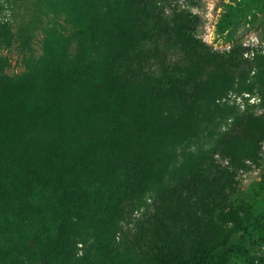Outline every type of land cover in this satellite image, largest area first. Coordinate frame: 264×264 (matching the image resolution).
<instances>
[{
	"label": "trees",
	"instance_id": "obj_1",
	"mask_svg": "<svg viewBox=\"0 0 264 264\" xmlns=\"http://www.w3.org/2000/svg\"><path fill=\"white\" fill-rule=\"evenodd\" d=\"M161 1L0 0V41L8 4H32L45 35L22 74L0 67V264H264V198L235 199L264 113L227 103L244 85L264 107V56L246 84L249 48L214 50L197 14ZM222 120L211 150L182 151ZM151 193L120 243L127 206Z\"/></svg>",
	"mask_w": 264,
	"mask_h": 264
},
{
	"label": "rangeland",
	"instance_id": "obj_2",
	"mask_svg": "<svg viewBox=\"0 0 264 264\" xmlns=\"http://www.w3.org/2000/svg\"><path fill=\"white\" fill-rule=\"evenodd\" d=\"M159 5L165 11L180 6L197 14L201 19L198 35L216 51H229L234 45L249 48L243 57L253 62L243 66L242 71H246V84L255 86L258 72L262 68L261 58L264 56V0H162ZM228 13L231 16H227ZM35 17V7L30 3L7 5L4 18L12 27V36L9 40L0 41V67L10 75L22 74L27 63L42 54L45 35L42 24ZM224 26L227 27L225 30ZM173 52L176 56L177 51ZM243 87L241 85L239 91L230 94L227 103L236 107L239 114L247 111L263 114L259 90L255 88L253 93L240 91ZM230 124L231 120H222L212 130V134L207 130L199 140L191 146L183 147L182 151L211 150L215 137L228 129ZM216 159L226 164L221 157L216 156ZM237 181L235 199L239 203L248 205L264 198V193L260 194L258 186L259 183H264V143L260 165L240 172ZM154 202V195L151 193L127 206L118 229L120 243L128 245L134 240L139 225L152 214Z\"/></svg>",
	"mask_w": 264,
	"mask_h": 264
}]
</instances>
